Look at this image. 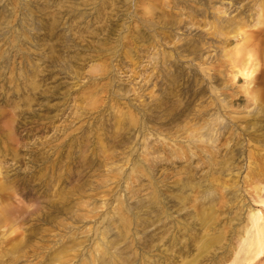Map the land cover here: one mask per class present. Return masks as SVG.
<instances>
[{
  "label": "rangeland",
  "instance_id": "rangeland-1",
  "mask_svg": "<svg viewBox=\"0 0 264 264\" xmlns=\"http://www.w3.org/2000/svg\"><path fill=\"white\" fill-rule=\"evenodd\" d=\"M236 25L257 32L239 51ZM247 52L264 68L259 0H0L7 255L16 264H230L249 211L264 210L253 188L264 186V85L231 71ZM150 182L156 208L140 206ZM118 199L132 221L109 245ZM246 264H264V250Z\"/></svg>",
  "mask_w": 264,
  "mask_h": 264
},
{
  "label": "bare ground",
  "instance_id": "bare-ground-1",
  "mask_svg": "<svg viewBox=\"0 0 264 264\" xmlns=\"http://www.w3.org/2000/svg\"><path fill=\"white\" fill-rule=\"evenodd\" d=\"M259 5H264V0H259ZM213 30L215 31V33H221L223 32L221 27H219L216 23L213 22ZM242 25H236V32L235 34H233V37L235 36H240L242 37V42L238 44H236L233 48L236 51L242 50L246 47H248L249 45H252V40H254V37H256L257 32H254L253 35L248 34L245 30L241 29ZM226 43H230L231 38L227 37L225 38ZM258 66V62L255 61V58H253V55L251 52H247L246 57L240 59L237 63H234V67L235 69L231 70L232 72V79H237L239 80L240 78H244L245 82L250 85V83H253V85H257L258 84H263L264 85V68L260 67V69H257L256 67ZM233 68V67H232ZM259 71L258 75H254L256 71ZM215 77L214 74L211 75V78ZM255 87V86H254ZM264 94V93H263ZM252 95L254 98H252L253 101H257L260 98H257L258 92L256 89L252 88ZM159 99L153 101L154 105L159 104ZM187 106H185L186 108ZM200 111H197V113ZM195 116H198V114H195ZM130 121H133V116H130ZM214 129V127H213ZM197 133L200 134L199 136H197V140L200 138V136H202V132L199 131L197 129ZM193 133L191 132L190 135H192ZM192 137H194V135H192ZM158 147H154V146H150V149H152L153 151L157 150ZM163 153L166 155V157L171 156L173 153V149H169L167 152L165 150L164 147L160 148ZM147 159V158H146ZM151 158H148L147 160L149 161ZM156 166V164L150 163L149 164V168ZM133 170L141 173V175L143 174H147V167H145L144 165L140 164V163H134V167ZM150 188H151V192L148 194V196L146 197V202L147 205H144V203H141V207H148L150 206L151 208H156L159 207V205L162 204V199L160 197L159 194V190L156 187V183L155 182H150ZM227 187L226 184L223 185V188L225 189ZM254 191L257 194V202L260 203L263 207H264V194L261 195L260 192L263 190L264 191V186H261L260 184H256L254 185ZM185 200V198L182 199V201ZM118 204L115 208V213H117V222L112 221L110 224H115L116 228H119L118 230V236H115L117 239H115L113 242H109V245L113 244L116 240H118V238L122 239L124 238L125 232L127 231V226L131 223L128 224L129 220L127 219V215L130 211L129 207H127L124 204L123 200H119L118 199ZM9 203H5V204H0V225H4L9 221L10 218V213H12V210L8 207ZM205 208H209V207H205ZM211 209V208H210ZM201 213L202 216L207 215V213H205L204 208H201ZM263 210V209H262ZM262 210L258 209L255 211H249L248 216H247V223L245 224V233L243 234V236L240 237L239 243H238V250L236 251V256L235 259L230 262V264H240L242 261H240V259H238L237 255L242 251L244 254L243 257V262L244 264L250 262L251 260H253L254 258H258L259 256L262 255L263 250H264V214L262 212ZM212 209L210 211L207 212H211ZM264 211V210H263ZM199 213V212H197ZM131 214V213H130ZM211 215L209 216L208 220L211 219ZM129 218V217H128ZM204 220V219H203ZM207 220V221H208ZM205 221V220H204ZM204 222V224L207 223ZM8 224V223H7ZM121 228V229H120ZM106 230H108L107 228L102 230L101 233L102 235H105V233L107 232ZM122 230H124V232H122ZM105 237V236H103ZM21 241L22 238H21ZM111 241V240H110ZM6 240H2L1 243H5ZM16 264L18 263L17 259L15 257L11 258L10 255H7V250L5 248V246L0 244V264Z\"/></svg>",
  "mask_w": 264,
  "mask_h": 264
}]
</instances>
